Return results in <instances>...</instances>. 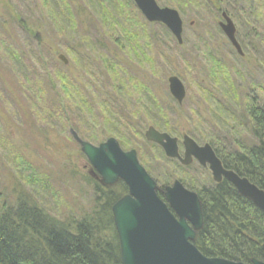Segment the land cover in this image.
Instances as JSON below:
<instances>
[{"label": "rangeland", "instance_id": "obj_1", "mask_svg": "<svg viewBox=\"0 0 264 264\" xmlns=\"http://www.w3.org/2000/svg\"><path fill=\"white\" fill-rule=\"evenodd\" d=\"M7 1L0 0V212L20 195L62 222L87 217V209L94 212L98 193H92L91 166L72 131L89 144L123 135L121 148L137 152L160 189L177 178L200 192L210 184L207 168L170 162L142 132L154 127L179 142L188 135L199 145L213 144L228 161L227 153L236 151L235 139L250 136L247 125H240L243 102L254 98L264 107L262 80L232 58L227 67L220 65L218 58L229 53L224 39L212 31L226 12L240 36L264 49L263 1L209 0V7H200L199 0H156L172 5L186 21L182 45L167 39L159 24L137 25L142 18L131 0H54L59 5L49 10L36 0H22L29 10L18 0ZM66 12L76 14L67 18ZM256 12L261 14L258 25ZM57 51L67 66L56 59ZM95 53L101 62L93 60ZM171 75L186 88L180 104L168 93ZM130 120L143 122L138 134L127 128ZM101 205L108 207L106 197ZM106 239L114 246L110 232Z\"/></svg>", "mask_w": 264, "mask_h": 264}, {"label": "trees", "instance_id": "obj_2", "mask_svg": "<svg viewBox=\"0 0 264 264\" xmlns=\"http://www.w3.org/2000/svg\"><path fill=\"white\" fill-rule=\"evenodd\" d=\"M249 117L251 121L246 125L252 143L248 149L227 157L228 163L220 159L226 168L247 177L264 191V118L256 111ZM211 146L218 156L217 147ZM183 184L194 190L193 186ZM95 186L96 207L81 223L68 219L59 221L29 199L16 198L13 204L17 209L0 217V264H121L109 203L108 207L101 205L105 197L107 200L115 192L98 184ZM120 187L113 198L126 192L125 186ZM195 192L202 202L203 213V225L194 240L198 251L209 258L247 264L255 258L264 262L261 249L264 244L263 214L242 200L226 183L203 185L200 192ZM109 232L114 243L112 247L106 241Z\"/></svg>", "mask_w": 264, "mask_h": 264}, {"label": "water", "instance_id": "obj_3", "mask_svg": "<svg viewBox=\"0 0 264 264\" xmlns=\"http://www.w3.org/2000/svg\"><path fill=\"white\" fill-rule=\"evenodd\" d=\"M132 1L148 18H153L152 13L164 17V23L173 29L176 35L179 34L180 28H176L175 23L170 21L178 22L174 12L170 19L151 6L152 0ZM222 16L225 17L224 14ZM228 20L225 19L227 31L233 27ZM177 40L180 41L179 38ZM169 83L170 92L177 101H181L184 91L180 82L176 78H170ZM71 134L80 151L87 157L89 165L92 164L98 172L101 185L110 187L120 178L125 180L128 187V193L111 207L122 264H242L220 258H206L190 244L196 231L200 230L203 224L201 203L194 192L188 191L178 181H174L171 187L164 189L162 201L156 194V183L136 159L131 160L129 158L131 154L123 152L113 139L107 140L99 148H94L91 144L81 141L73 131ZM145 136L148 141L162 147L167 157L178 158L183 165L189 164L191 157L200 165H208L213 180L218 181L221 164L208 145L199 147L191 138L184 136L182 144L185 154L184 159H181L175 138L152 128ZM99 154L105 156L106 159L103 161L107 167H99L100 163L98 164L95 159ZM226 174L228 177L231 175ZM233 178L239 191L249 190L258 197L256 206L264 214V195L247 180L239 179L236 174ZM168 206L172 210L175 209L177 215L173 213L177 219ZM262 248L264 250V246ZM250 262L264 264L254 259Z\"/></svg>", "mask_w": 264, "mask_h": 264}, {"label": "bare ground", "instance_id": "obj_4", "mask_svg": "<svg viewBox=\"0 0 264 264\" xmlns=\"http://www.w3.org/2000/svg\"><path fill=\"white\" fill-rule=\"evenodd\" d=\"M7 1V0H6ZM13 0H8L7 1V4L8 5H10V2H12ZM37 2H39L40 3V5L41 6H44V7H46V8H48V10H49V7L50 8H53V5L54 4H57V5H59V3L57 2H55L54 3V0H36ZM62 1V4H64L67 0H61ZM132 1V0H131ZM189 2H193V0H188ZM227 1H229V2H231V3H236L237 1H239V0H227ZM248 2H256V1H263V3H264V0H247ZM152 2L153 3H151V6L156 10V11H158V12H161V13H163V14H165V15H167L170 19H172V17H170V15L174 12V14H175V17L177 18V21L178 22H175L174 20H170L171 22H173V23H175L174 25H175V27L176 28H180V32H179V34L178 35H176L175 33H174V30L173 29H171L169 26H167L164 22H165V19H164V17H162V16H159L157 13H152V17L153 18H148L147 17V15H144L140 10H138L137 9V7H136V5H135V3H133V1H132V3H133V5H134V7L138 10V14L141 16V18H142V21H140V22H138L137 23V25H139L140 27H144V25L145 24H159L160 26H162L163 27V29H162V31L164 32V34L166 35V38L167 39H169V40H171V41H173V42H175V43H177L178 45H182L183 44V34H184V31H185V25H186V21H184V19L181 17V15H180V13H179V11L176 9V8H174L172 5H170V6H167L166 4H158V2L156 1V0H152ZM209 0H199V6L200 7H209ZM203 3V4H202ZM13 5H15V4H12V6ZM19 5H22V6H24V9H26L27 10V8H28V10H29V7L28 6H26L25 5V2L24 1H22V0H18V6ZM70 5V4H69ZM183 5H185V3H183V4H181V6H183ZM253 9L255 10V7L253 6ZM31 11V10H30ZM257 11V10H256ZM216 12H217V10H216ZM253 12V11H252ZM260 12H256V13H254V14H252L253 16H254V23H256L257 25L259 24V17L261 16V14H259ZM75 14L76 13H71V12H66V17L67 18H70V17H74L75 16ZM218 14V13H217ZM223 14H225L224 16L225 17H223L222 15ZM222 15L220 14V19L217 21V23L216 24H214V26L215 27H213V29H212V31H213V33H214V36H219V37H222L223 39H224V44H225V48L227 49V51H228V53L230 54H227V56L225 57V58H218V60H219V62H220V65H223V66H225V67H227V65H228V63L232 60V59H234V60H236L237 62H238V64L239 65H243V68L245 67V66H247L248 67V69H249V71L251 72V74H252V76L254 77H252L253 79H256V80H262V86L260 87L261 88V90L263 91L264 90V49H262V50H257V47H258V44L256 45V44H254L253 42H251V41H249V40H247L246 39V37L245 36H240L239 35V33H237V31H236V28H235V25H234V23H233V21H232V19L230 18V16L226 13V12H224ZM229 19L228 21L230 22V24L233 26L232 27V30H228L227 31V29L225 28V26H226V24H225V19ZM228 21H226V23L228 22ZM19 25L21 26V27H23V28H25V26H27V24L25 25V23H24V21L20 18L19 19ZM191 22V21H190ZM190 22H188V24L190 23ZM192 23V22H191ZM194 24V23H193ZM227 31V32H226ZM257 34H259L258 32H257ZM202 37H203V39L206 41V38H205V34L204 35H202ZM180 39V41L178 42V40L177 39ZM248 46H251V48H249V50H248V48H247V45ZM253 43V44H252ZM57 46V45H56ZM209 48V47H208ZM209 50L212 52V50L209 48ZM58 54V55H57ZM57 54L55 55L56 56V59L59 61V62H61L63 65H68V61H67V58L66 57H64V55L63 54H60L58 51H57ZM85 57V56H84ZM86 58V57H85ZM100 58H101V56L100 55H98L97 53H95L94 54V56H93V60H95L96 62H101L102 61V58H101V60H100ZM232 58V59H231ZM87 59H90L91 60V58H87ZM105 60H107V59H105ZM95 62V63H96ZM108 62V61H107ZM99 64H101V63H99ZM90 64L89 63H86L85 64V72H87V73H89V72H91V68H90V66H89ZM105 65V64H104ZM106 67V66H105ZM262 69H261V68ZM245 69V68H244ZM248 70H247V73H249L250 74V72H249ZM222 72H223V74H225V75H227L228 74V71L227 70H225V69H223L222 70ZM250 76V75H249ZM170 78H176L179 82H180V84H181V86H182V88H183V91H184V94H183V98L181 99V101H177V99L174 97V95L170 92V88H169V86H170V83H169V79ZM65 80H66V78H65ZM167 83H168V93H169V95H170V97L176 102V103H178V104H180L181 102H183V99L185 98V95H186V88H185V86H184V84L182 83V81L179 79V77H177L176 75H171V76H169L168 78H167ZM228 90L229 91H231L230 90V88L228 87ZM232 92V91H231ZM247 97V96H246ZM228 98H229V102H230V106H232V105H234V107H236V103H235V99H234V96L233 95H228ZM238 98L239 99H243L244 98V96L243 95H238ZM247 99H250V98H248L247 97ZM257 100H255L254 98L253 99H251V103L249 102V104H248V102H243V103H247V104H245L244 105V107L242 108V111H240V116H241V118L243 119V124L241 123L240 125H242L243 127L246 125L245 124V121L246 122H250L251 121V119H250V117H249V114L252 112H255L256 111V114H262L263 115V118H264V107H262L260 104L258 105L257 103ZM252 103H253V106H252ZM149 104V103H148ZM153 105V104H152ZM147 106V108H149L150 109V111H152L151 110V108L153 107H151V105L149 104V105H146ZM253 107V108H252ZM141 109H143L142 107H141ZM239 114V113H238ZM145 115V114H144ZM130 123H126V126H127V128L128 127H131L132 129H135V131H136V133L138 134V132H139V130H141V128H142V126H143V122L142 123H140V122H138V121H136L135 123L134 122H132L131 120L129 121ZM153 122V121H152ZM155 125H156V123H155ZM150 128H152V129H154V130H156L154 127H148L146 130H144L143 132H142V134H143V137H144V139L146 140V141H148L147 139H146V133H147V131L150 129ZM157 131V130H156ZM74 132V131H73ZM159 132V131H158ZM163 133V132H162ZM119 133H117L116 135H118ZM164 134H167V133H164ZM77 135V134H76ZM230 136V135H229ZM79 138V137H78ZM126 137H123V135H120V136H117V138H114V137H108L107 139H105L103 142H101V143H98V144H91L94 148H99V146H101V144H104L107 140H109V139H113L117 144H118V146L120 147V149L123 151V152H125V153H128L129 152V154H131V156H129V158L131 159V160H134V159H136V161L138 162V164L140 165L141 163H139V160H138V157H137V152L134 150V149H130V150H124V149H122L121 148V146H120V143L122 142V139H125ZM80 139V138H79ZM74 140V139H73ZM81 140V139H80ZM81 141H83V140H81ZM216 141L217 142H223V139H221V138H217L216 139ZM148 142H150V143H152V141H148ZM252 143V140H251V138H250V136L248 135V136H246V138L244 139V137L242 138H239L236 142H235V150L236 151H233V152H231V153H228V155H235V153L237 154L238 152H245L247 149H248V146L250 145ZM205 144H207V142L206 143H203L202 145H203V147L205 146ZM78 145V144H77ZM79 146V145H78ZM178 147H179V145H178ZM180 148V150H182L183 151V147L182 146H180L179 147ZM210 148V147H209ZM79 149H80V147H79ZM211 150L214 152V154H215V157L217 158L218 156H217V154H216V152H215V147H213V146H211ZM81 152V151H80ZM81 154L84 156V158L87 160V157L81 152ZM219 159V162H220V164H221V167H220V170H218V171H220L221 173H218V183L219 184H221V183H226V186H228V187H230V188H232V190L242 199V200H244L245 202H249L250 204H251V206L253 207V208H255V209H257V210H261L260 208H257V206H256V203L255 202H257V200H258V197L253 193V192H250L249 190H244V191H239L238 189H237V187H236V185L234 184V178H233V175L234 174H236L237 175V177L239 178V179H245V180H247V182L250 184V185H252V186H254L255 188H256V190L258 191V192H260L261 194H263L264 195V191L262 190V189H260L259 188V186L256 184V183H252L247 177H245V176H241L240 174H238V173H236L235 171H233V170H231V169H228V168H226L227 166H224V163H223V161L220 159V157H218ZM95 159H96V162L99 164L100 163V166L99 167H107L106 166V162L105 161H103V160H105L106 158H105V156L103 155V154H99V155H96V157H95ZM194 160H196L195 158H194ZM177 161H178V163H180V161L177 159ZM197 161V160H196ZM170 162H175L174 160L173 161H170ZM96 163V164H97ZM199 164V163H198ZM141 166V168L143 167L142 166V164L140 165ZM199 166V169H201V170H203L202 168L203 167H201V165L199 164L198 165ZM205 167H206V165H205ZM175 169H178L179 170V172H182L183 171V167H180V166H178V167H174ZM217 169H219V168H217ZM207 171L210 173V175L212 174L211 173V171L209 170V167L207 166ZM91 172H92V177L94 178L93 180H91V182H92V184H97V182L99 181V178H100V176H99V174H98V172L96 171V169H94V166L91 164ZM147 173V172H146ZM226 173H231V175L228 177L227 176V174ZM234 173V174H233ZM148 175H149V173H147ZM226 174V175H225ZM150 176V175H149ZM196 175H194V177H195ZM192 177V176H191ZM194 177L192 178V179H194ZM239 179H237V181L239 180ZM125 180H123V179H118L112 186H110V188H108V189H110V190H112V188H115V193L114 194H111L110 196H109V199H107L106 200V204H108L109 203V207H110V209H111V207L121 198V197H123L124 195H125V192H124V194L122 193V194H120V195H118L116 198H113V197H115L118 193H119V189L121 188L120 186H125V188H128L127 187V185H126V183L124 182ZM175 181H178L182 186H184V184H183V181L181 182L180 181V179H177V178H175ZM212 181V182H211ZM207 182L208 183H213L214 184V181L213 180H211L210 179V182L207 180ZM172 184L173 183H170L169 185H165L166 187L167 186H172ZM164 189L165 188H162L161 190H159L158 188H157V190H158V193L160 194V195H162L163 196V192H164ZM94 189H92V193H94ZM157 193V194H158ZM120 196V197H119ZM20 197H21V195H20ZM12 205V204H11ZM1 207V206H0ZM169 207V206H168ZM170 209H171V207H169ZM17 208H16V206L13 204L12 206H8L7 208L5 207L4 209H3V211H1L0 212V217H5L6 216V214H8V213H10L11 211H15ZM202 209V208H201ZM172 210V209H171ZM9 211V212H8ZM174 213H175V209H173L172 210ZM46 212V211H45ZM90 210L89 209H87V217L90 215ZM261 213H262V211H260ZM47 213V212H46ZM74 213H76V210L74 211ZM79 214V213H78ZM176 214V213H175ZM263 214V213H262ZM50 215V214H49ZM110 215L112 216V213H111V210H110ZM177 215V214H176ZM263 216H264V214H263ZM52 217H53V215H52ZM175 218L177 219V216H175ZM65 219H68V220H71L72 222H83L86 218H85V215L83 214V215H81L80 217H78L77 218V220H76V218H73V217H67V218H65ZM58 220V219H57ZM194 240H195V238L192 240V241H190V244H192L193 246H194ZM195 247V246H194ZM120 261H121V258H120ZM121 264H122V262H121Z\"/></svg>", "mask_w": 264, "mask_h": 264}, {"label": "flooded vegetation", "instance_id": "obj_5", "mask_svg": "<svg viewBox=\"0 0 264 264\" xmlns=\"http://www.w3.org/2000/svg\"><path fill=\"white\" fill-rule=\"evenodd\" d=\"M180 146H181V145L179 144V147H180ZM193 161H194V163L198 164L195 160H193ZM193 161H192V162H193ZM198 165H199V164H198ZM193 192H194V191H193ZM194 193H196V192H194Z\"/></svg>", "mask_w": 264, "mask_h": 264}]
</instances>
